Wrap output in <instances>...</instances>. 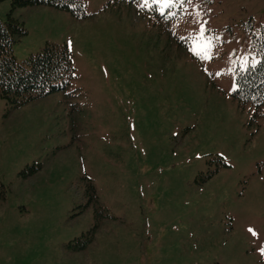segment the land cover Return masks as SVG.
Returning <instances> with one entry per match:
<instances>
[{"label": "rangeland", "instance_id": "obj_1", "mask_svg": "<svg viewBox=\"0 0 264 264\" xmlns=\"http://www.w3.org/2000/svg\"><path fill=\"white\" fill-rule=\"evenodd\" d=\"M84 2L12 12L16 60L67 43L75 77L0 96V264H264V105L234 95L264 0Z\"/></svg>", "mask_w": 264, "mask_h": 264}, {"label": "trees", "instance_id": "obj_2", "mask_svg": "<svg viewBox=\"0 0 264 264\" xmlns=\"http://www.w3.org/2000/svg\"><path fill=\"white\" fill-rule=\"evenodd\" d=\"M36 5L68 10L76 17L86 16L84 0H11L8 19H0V96L12 108L61 90L75 77L72 50L67 43L47 42L40 52L32 54L26 61L16 60V36L26 34L27 29L24 22L13 17L12 12L18 7ZM252 48L260 56V61L244 70L237 69L234 95L261 108L264 105V28L254 36ZM29 169L35 171L39 166H30ZM87 191L93 193V198L98 197L92 183ZM97 227L96 223L82 236L65 243L69 252L92 249L97 240Z\"/></svg>", "mask_w": 264, "mask_h": 264}, {"label": "snow or ice", "instance_id": "obj_3", "mask_svg": "<svg viewBox=\"0 0 264 264\" xmlns=\"http://www.w3.org/2000/svg\"><path fill=\"white\" fill-rule=\"evenodd\" d=\"M203 31V30H202ZM198 55H200V53H197ZM203 58H205V59H210L211 57L210 56H207V55H205ZM249 231H251V232H253V234L254 235H257L256 233H255V231L254 230H252V229H249ZM260 251H261V253L262 254H264V248H261L260 249Z\"/></svg>", "mask_w": 264, "mask_h": 264}]
</instances>
